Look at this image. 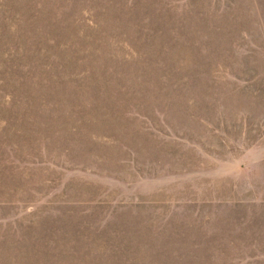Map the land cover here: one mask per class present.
Masks as SVG:
<instances>
[{"label": "rangeland", "instance_id": "obj_1", "mask_svg": "<svg viewBox=\"0 0 264 264\" xmlns=\"http://www.w3.org/2000/svg\"><path fill=\"white\" fill-rule=\"evenodd\" d=\"M0 264H264V0H0Z\"/></svg>", "mask_w": 264, "mask_h": 264}]
</instances>
